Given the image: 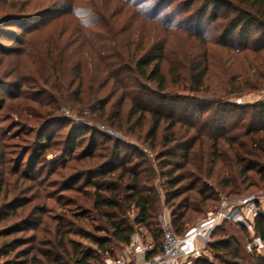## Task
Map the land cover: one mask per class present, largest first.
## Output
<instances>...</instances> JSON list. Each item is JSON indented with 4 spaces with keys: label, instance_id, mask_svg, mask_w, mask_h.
Returning <instances> with one entry per match:
<instances>
[{
    "label": "trees",
    "instance_id": "trees-1",
    "mask_svg": "<svg viewBox=\"0 0 264 264\" xmlns=\"http://www.w3.org/2000/svg\"><path fill=\"white\" fill-rule=\"evenodd\" d=\"M119 1V10L108 15L109 20L131 13L135 16L132 18L141 17L144 22L151 20L160 25L156 24L149 34L143 33L141 38L131 40L125 37L132 32L128 33L132 23L121 25V37L107 38L113 51L111 57L92 55L91 52L86 57V70L79 63L72 69L76 74L64 91L67 94L65 96H68L66 101L78 106L80 111L89 110L95 114V119L107 122L125 134L136 137L142 144H147L154 158L150 159L137 144L123 143L120 139H114L110 144H99L93 136L88 147L72 157L79 163L76 166H80V169L75 172V165L70 166L73 171L65 178V190L83 193L85 199H90L92 216L98 222L94 231L104 232V235L82 230L77 231V234L88 238L101 253L113 255L116 248L130 244L136 234L146 240L144 228L152 242L145 257L152 258L162 251L161 218L165 210L170 211L174 231L181 235L191 227L189 224L196 214H202L210 207L209 202L220 203V199L215 196L217 192L214 191V184L225 197L238 199L244 194L243 184L251 170L256 171L264 181V104L250 106L254 107L252 123L242 134L219 135L215 131L216 126L209 127L202 115L196 122L192 116L183 120L179 115V106L183 102L192 107L203 106L196 94L202 92L207 68L201 61L190 63L184 58L170 57L167 47L170 33H191L184 27L182 20L178 22L179 17L198 22L210 13L213 21L219 17L226 21V35L240 30L244 38L248 39L253 24L264 31V0H186L183 2L186 6H179L163 15L148 13V8L154 2L152 0ZM0 3L2 6L9 5L10 9L17 8V12L3 14L0 26L33 19L42 12L35 8H31V11L27 9L31 5L30 0H0ZM222 10L224 13L220 16ZM125 19L128 21V18ZM224 21L220 22L219 27L223 26ZM111 28L119 35V31ZM192 32L196 36L200 35V32ZM262 41L264 43V37ZM179 68L186 70V77ZM75 83L78 85L71 92ZM181 83L182 89L187 90L189 95L174 91ZM4 104L5 97L0 91V112ZM58 120L54 117L44 124H54ZM201 124L205 126L199 128ZM89 130L86 129L80 135V140ZM59 142L64 154H68L76 148L77 140L70 136ZM38 143L45 144L40 151L42 157L46 156V151L55 150L57 147L54 146L58 144L47 136L39 138ZM124 144L125 147L122 146ZM127 148L130 152L125 151ZM3 155L0 152L1 166L5 162ZM22 161L17 159L16 167L10 173L18 174ZM85 161L91 166L81 169L86 165ZM64 165L67 166L66 163ZM27 168L31 169V165ZM4 172L1 169L0 175ZM28 174L31 180L38 179ZM75 178L84 180L81 185L75 186ZM88 188L92 190L90 193L85 191ZM26 191L27 187L18 194ZM2 192L3 183L0 181V196ZM14 198L7 201L6 193L0 197V224L16 214L18 207L30 202L21 197ZM20 201L22 203L19 204ZM218 204L212 203V209ZM37 208L36 205L32 209L34 214L41 212H37ZM77 216L81 219L88 217L86 211ZM40 219L28 215L26 219L1 225L0 264L99 262L94 251H84L81 244L71 238L75 230L65 216L55 220L54 228L49 230ZM254 222L256 234L264 240V214L259 213ZM229 223L223 222L215 229L206 246V253L196 259L194 264H248L241 252L246 251L245 244L234 234L228 233L225 226ZM239 229L247 238V229L242 226ZM31 230L35 231L28 237L17 235ZM40 230L43 231L41 237L37 234ZM207 253L214 257V262L204 257ZM249 255L256 259L255 264H264V255Z\"/></svg>",
    "mask_w": 264,
    "mask_h": 264
},
{
    "label": "rangeland",
    "instance_id": "rangeland-1",
    "mask_svg": "<svg viewBox=\"0 0 264 264\" xmlns=\"http://www.w3.org/2000/svg\"><path fill=\"white\" fill-rule=\"evenodd\" d=\"M152 1H154L152 6L148 8V13L151 14L163 15L179 6H186L183 3L186 0ZM30 2L31 5L27 9L42 10L41 14H37L33 19L0 26V91L5 97L4 108L0 112V152L5 157V162H2V166L0 164V172L1 169L5 170L4 174L0 175V181L3 183L0 197L2 198L6 193L7 201L16 199L14 196L30 201L26 206L18 207L16 214L10 216L5 223H1L0 227L33 215L42 218L40 219L42 225L49 230L54 228L55 220L65 216L75 230L71 238L80 243L84 251L95 252L99 259L96 264H112L113 260L123 254L126 246H120L114 250L113 255H108L101 253L88 238L77 234L80 230L98 236L104 235V232L94 231L98 222L92 216L90 199L88 197L85 199L83 193L65 190V178L73 171L70 166L75 165V172L80 169V166H76L79 163H76L72 157L87 148L93 136L99 144H110L114 139H120L123 143H134L141 149L146 147L152 153L153 151L136 137L125 134L123 130L107 122L95 119V114L89 110L80 111L78 106L71 105L66 101L68 96H65L67 94L64 91L68 89V82L76 74L72 69L77 63L82 64L86 70L88 67L86 57L91 52L92 55L111 57L113 51L108 45L107 38L121 37L122 30L119 28L121 25L132 23L128 33L132 32L130 36L126 34L125 37L131 40L141 38L143 33L149 34L158 23L151 20L144 22L141 17L132 18L135 16L131 13L123 14L121 17L118 15L113 20H109L108 15L119 10L121 6L119 0H30ZM11 11L17 12V8L10 9L9 5L2 6L0 3V18ZM125 18H128V21ZM211 18L210 13L198 22L179 17L178 22L182 20L184 27L192 34H187L190 35L188 37L186 32L170 33L167 45L170 57L184 58L190 63L201 61L207 68L202 92L196 94L203 106L192 107L188 106L187 102H183L179 106L181 108L179 115L183 120L192 116L194 122L202 115L209 127L215 125L217 134H223L224 137L242 134L252 123L251 115L254 107L250 106L264 104V43L262 41L264 31L253 24L248 39L244 38L240 30L226 35V27L224 28L226 21L221 17L217 21ZM221 21H224L223 26L219 27ZM110 28L119 31L120 36ZM192 30L200 32V35L196 36ZM164 68L167 69V66ZM180 71L185 77L187 76L185 69ZM77 83L74 84L71 92L76 89ZM174 91L181 95L190 94L182 89V83L179 88H174ZM54 117L60 119L59 122L44 124ZM101 126L109 128L114 134H108L101 129ZM201 126L205 125H198L199 128ZM86 129L91 131H87L80 140V135L85 133ZM184 129L185 127L180 130ZM46 136L54 143L57 141L58 144L54 146L57 147L55 150L46 151V156L42 157L40 151L45 144H39L38 139ZM70 136L76 138V148L64 154L59 141L66 140ZM122 146L125 147V144ZM125 151L130 152L128 148ZM17 159L23 161L18 174L14 175L10 171L15 169ZM37 160L39 162L36 164ZM63 162L67 164L66 167L63 166ZM85 163L86 165L81 169L91 166V163L86 161ZM28 165H31V169L27 168ZM28 173L38 179L31 180ZM248 176L242 192L264 195V181L256 171L251 170ZM83 180L75 178V186L81 185ZM26 187L25 193L18 194ZM245 187L247 188L244 189ZM213 188L217 192L214 193L218 199L225 195L222 191L218 192L215 184ZM85 191L90 193L92 190L88 188ZM212 203L217 205L218 201L209 202L210 207L206 208L204 213L196 214L189 226H193L206 212L213 210ZM36 205L39 207L36 211L41 210L38 214L32 211ZM82 211H86L88 215L85 219L77 216ZM225 227L228 233L234 234L243 244L246 243L245 234L240 231L238 225L229 223ZM34 231L19 232L17 235L28 237ZM143 231L146 240L139 235L140 241L145 246H150L151 238L144 228ZM37 234L41 237L43 231L40 230ZM241 252L248 264L256 263V259L250 256V253L243 250ZM261 255H264V251ZM204 257L212 262L215 261L208 253ZM135 260L140 261V257H135Z\"/></svg>",
    "mask_w": 264,
    "mask_h": 264
},
{
    "label": "built area",
    "instance_id": "built-area-1",
    "mask_svg": "<svg viewBox=\"0 0 264 264\" xmlns=\"http://www.w3.org/2000/svg\"><path fill=\"white\" fill-rule=\"evenodd\" d=\"M108 134L112 130L101 126ZM143 152L151 159L153 153L148 148ZM264 195L256 193L243 194L238 199H229L221 196L216 208L206 212L184 234H177L172 226L170 212L165 210L162 214L163 244L160 254L146 258L145 254L150 246H145L136 234L130 244L124 248L123 254L112 261V264H194V261L206 253V246L210 242L213 232L223 222H230L247 229L245 249L248 253L262 254L264 240L256 234L254 218L260 209L264 210ZM133 256V258H132ZM135 257H140L136 261Z\"/></svg>",
    "mask_w": 264,
    "mask_h": 264
},
{
    "label": "water",
    "instance_id": "water-1",
    "mask_svg": "<svg viewBox=\"0 0 264 264\" xmlns=\"http://www.w3.org/2000/svg\"><path fill=\"white\" fill-rule=\"evenodd\" d=\"M259 213L260 214H264V210L263 209H260Z\"/></svg>",
    "mask_w": 264,
    "mask_h": 264
}]
</instances>
